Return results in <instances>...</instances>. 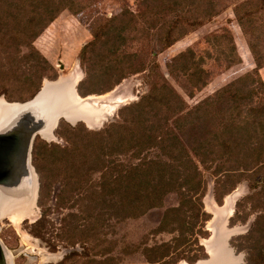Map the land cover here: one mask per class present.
<instances>
[{"label":"trees","instance_id":"obj_1","mask_svg":"<svg viewBox=\"0 0 264 264\" xmlns=\"http://www.w3.org/2000/svg\"><path fill=\"white\" fill-rule=\"evenodd\" d=\"M116 1L120 11L95 22L90 41L80 50L84 78L104 79L111 88L127 76L146 73L147 92L118 109V118L98 131L58 121L56 134L64 138V147L35 139L37 204L55 182L56 170L62 169L58 199L66 210L55 234L41 217L33 223L35 234L55 237L72 248L62 259L70 264H80L85 257L89 264H133L123 261L128 247L141 248L142 261L137 264H192L207 258L200 238L209 235L206 223L211 215L203 203L208 175L218 205L237 184L246 183L248 192L236 201L229 224H247L253 217L246 233L236 238V251H244L243 264H264V82L258 72L264 66V0H137V10L126 0ZM96 4L97 0H0V56L11 62L10 73L20 72L27 86L35 81L29 98L38 91L42 76L36 65L28 70L14 63L41 58L49 78H55L33 40L62 10L79 13ZM230 6L254 67L188 105L155 56ZM205 40L212 51L196 55L187 48L165 63L169 77L188 98L210 79L213 71L203 68L208 59L223 69L240 61L226 27L205 35ZM82 83L76 85L78 94L83 93ZM84 133L91 137H82ZM72 194L85 199L77 203L78 216L92 213L97 220L107 216L114 223L153 216L147 233L168 237L148 245L144 236L145 243H129L116 255H82L75 250L80 243L72 226L78 216L72 212L74 205L67 206ZM236 239L230 238L229 244Z\"/></svg>","mask_w":264,"mask_h":264},{"label":"rangeland","instance_id":"obj_2","mask_svg":"<svg viewBox=\"0 0 264 264\" xmlns=\"http://www.w3.org/2000/svg\"><path fill=\"white\" fill-rule=\"evenodd\" d=\"M136 1L137 0H126V3L129 5L131 10L138 9L135 6ZM96 5L97 6L94 8L86 9L79 13H74L68 9L62 10L33 40L32 45L35 51L52 66L55 78H49L51 73L45 68L41 58H31L29 61L23 60L20 63H14V65H20L21 69L26 67L28 70L30 65H36L37 73L40 77L42 76V83L40 86H42L44 82L48 83V81H53L58 77V79L62 80L61 83L64 84L67 82L71 83L74 77H78V81L75 86L78 85L80 81H83L80 87L83 93L77 94L73 91L74 94L82 99L89 98V100L85 101V103L93 104L94 108L97 106L98 108H95L96 110L100 109V107L104 104H109L108 99L98 100V97L110 95V97L114 99H122L123 97L126 98L125 100L119 102L117 107L111 111V113L100 115V121L97 125H86L78 118L72 121H77L74 125L82 123V130L86 129L88 131H98L106 124L116 120L118 118V109L129 103L137 101L140 96L145 95L147 92V83L145 79L146 73H137L127 76L111 88L109 87L108 82L104 79L86 81L84 78V69L79 59L80 50L88 41H90L92 26L95 22L111 18L121 9L120 3L116 0H97ZM221 27H226L232 35L240 61L229 68L223 69L215 67L214 62L211 59H208L207 62L204 63L203 68L207 71H213L210 79H208L207 83L200 88V90L195 92L193 97L188 98L183 94L181 88L179 87V83L169 77L165 68V63L167 60L187 48H193L196 55H202L205 51H212L208 41L205 40V35L217 31ZM130 45L134 47L135 41L131 42ZM23 51H26V49H23ZM155 58L164 76L168 79L169 83L183 95L188 105H193L205 97L213 94L220 87L224 86L236 77L252 70L254 67L253 58L248 49L246 38L233 15L231 6L225 8L210 22L186 33L167 48L157 52ZM59 62L62 64V67ZM10 68L11 62L7 58L0 56V101L10 103L24 102L30 99L36 93L35 92L29 98L33 92L35 81L31 86H27L25 84L24 77L19 74L20 72L14 75L10 73ZM258 72L264 82V66L260 68ZM27 73H29V71H27ZM30 73L33 74V72ZM85 103H83L82 106H85ZM99 103L101 105H98ZM60 120L65 121L66 118L65 120L62 118L59 119V121ZM68 122L66 123L71 125V121ZM53 127L54 124L51 129H53ZM39 134H36L33 139L32 149L35 139L43 141L47 144H56L60 147H64L66 145L64 138L56 134V128L53 131V135L50 134L49 137L42 136L41 132H39ZM82 137L91 136L84 133ZM32 149L31 165L34 168ZM64 172L65 171L62 169L56 170L54 176L55 182L50 186V188L44 190V194L41 197L39 205L37 204V198L35 202L29 200L27 203L20 205L18 210L10 208L7 209V206L0 205V240L9 252L10 264H70V261L62 262V259L72 250V248L65 247L66 245L56 241L54 239L55 237L53 239H49L47 234L44 236L42 234H35L37 228H33V223L38 219L40 220L41 217L47 220L45 222L47 226L48 223L51 225L52 229H54V234L57 232L60 220L66 213V210L62 209L59 205L60 203L58 199V195L62 189V182L60 181L64 178ZM206 179L207 190L203 198V203L206 212L211 215L210 220L206 223V229H209L210 231L208 230L209 235L207 238H200V243L204 245L205 249H207L208 246L211 250V264L217 261H220L222 264H243V257L245 256V253L244 251L237 252L238 249L236 251L237 245L240 242L236 238L239 235L246 233L252 223L253 217H250L247 224L235 223L234 225L229 224V218L233 214L236 201L248 192L247 185L245 182H241L226 195L225 198L233 199V202L231 209L230 206L225 207V209L224 207L221 208V206L224 205L225 198L222 200V204L218 205L213 199V180L208 175L206 176ZM65 187L67 189L68 185L65 184ZM70 197L71 196L68 195L67 206L74 205L72 212L77 215V203H80L85 199L76 196L75 194H72V198ZM16 212L18 221L12 222L9 217L11 215H16ZM155 216L157 217V215ZM96 218L97 217L94 214L90 213V215L86 214L84 217L78 216L73 219L72 226L77 229V235L80 243L79 246L75 247V250L78 253L82 252V255L87 254L91 256V253L99 254L102 252L109 253V255H116L118 253V249L126 250L125 246L129 245V243H133L134 245L145 243L143 241L144 236L147 238L146 244L148 245L159 241L161 238L167 239L168 237L167 235L152 236L147 233L148 229L154 225L155 217L153 216H145L141 219L119 223L107 220V216L99 218L98 220ZM211 233L214 236L209 240L208 238ZM215 238H217L218 243L219 241L223 243L224 253L226 255L224 253H219L218 257L216 256L217 253L214 249V244L216 242L214 240ZM230 238L236 239L231 242V245L228 242ZM115 239L118 240L117 244L112 243ZM81 241L83 242L81 243ZM92 246L94 247L92 248ZM225 247H228L231 253L228 252ZM127 251L128 254H122L124 259L123 261L133 264H137L142 261V255L140 252L141 248L135 249L128 247ZM85 258L81 259L82 263L80 264H89L87 263V258ZM181 263L186 262L180 261L179 264Z\"/></svg>","mask_w":264,"mask_h":264},{"label":"water","instance_id":"obj_3","mask_svg":"<svg viewBox=\"0 0 264 264\" xmlns=\"http://www.w3.org/2000/svg\"><path fill=\"white\" fill-rule=\"evenodd\" d=\"M60 66L62 67L61 63ZM57 79L48 81V83H50L52 86H50L45 93H43L44 86H40L38 91L30 99L24 102H10L19 103V105H26V107L15 113L9 124L0 131V187L4 190H14L18 187L17 184L19 183V180L25 176L27 178L28 188L32 185V181L35 178L36 194L34 202L37 198L38 181L37 174L31 165V149L33 139L36 134H39L40 131L49 127L48 122L51 124L52 121H55L53 129H50V134L53 135V131L56 128L59 119H64L63 117L68 116V114L74 110V108L70 107L69 105L62 106L60 97L57 94L58 87L55 86ZM74 90L77 93L76 86ZM76 122L77 121H74L70 124L74 125ZM11 179L16 181L17 184L12 185L9 182ZM225 197L226 196H224V198ZM213 236L214 235L211 233L208 239L210 240ZM214 240L216 241L214 244V249L216 250V256L218 257L219 253H224V246L221 241H219V243L217 242V238ZM204 250L208 257L206 259L197 260L192 264H196L199 261L209 264L210 256L207 253L205 247ZM0 264H10L9 252L1 240ZM212 264L222 263L217 261Z\"/></svg>","mask_w":264,"mask_h":264},{"label":"bare ground","instance_id":"obj_4","mask_svg":"<svg viewBox=\"0 0 264 264\" xmlns=\"http://www.w3.org/2000/svg\"><path fill=\"white\" fill-rule=\"evenodd\" d=\"M78 81V77H74L71 81V83L67 82L66 84L61 83V79H57V82L55 83V86L58 87L57 94L60 97V102L62 103V106L69 105L70 107L74 108L73 111H71L68 116L63 117L66 120L71 121L70 123H73L72 121L76 118L79 120L81 119L86 125L92 126L97 125L100 121V115L102 114H109L111 111H113L119 102L122 100H125L126 98L123 97L122 99H114L111 98L110 95H105L98 97V100L102 99H108L109 104H104L100 109L96 110L95 108H98L97 106L94 108L93 104L85 103V101H88L89 98L82 99L81 97L74 94V86ZM43 93H45L50 86H52L50 83H43ZM74 87V88H73ZM76 93V92H75ZM40 100V99H39ZM81 103V104H79ZM83 103H85V106H82ZM98 105H101L100 103ZM26 105H19L17 103H6L4 101H0V131L4 129L6 125L9 124L10 120L14 117V114L17 113L19 110H22ZM62 111V110H61ZM64 111V110H63ZM59 112V111H58ZM55 121H52L51 124L48 122L49 127L46 129H43L40 131L42 133V136L49 137L50 136V129L53 126ZM9 182L13 185L17 184L14 180H9ZM18 190L17 188L14 190H4L0 187V205L7 206V209H17L20 208V205H23L27 203L29 200L34 201L35 199V192H36V183L35 180L32 181V185L27 188V178L24 176L19 180ZM233 199L225 198L224 205L221 206V208L229 207L230 209L232 207ZM219 208L220 210H222ZM226 209V208H225ZM225 211V210H224ZM22 212V211H21ZM19 213V212H18ZM21 214V213H20ZM10 220L12 222L18 221L17 218V212L16 215H11ZM207 253L210 256L211 263V257L212 252L207 246L206 249ZM181 264H187V263H181ZM196 264H206V262L199 261Z\"/></svg>","mask_w":264,"mask_h":264},{"label":"crops","instance_id":"obj_5","mask_svg":"<svg viewBox=\"0 0 264 264\" xmlns=\"http://www.w3.org/2000/svg\"><path fill=\"white\" fill-rule=\"evenodd\" d=\"M229 242V241H228ZM225 248H227V250H228V252H230V250H229V248L228 247H225ZM231 253V252H230Z\"/></svg>","mask_w":264,"mask_h":264}]
</instances>
